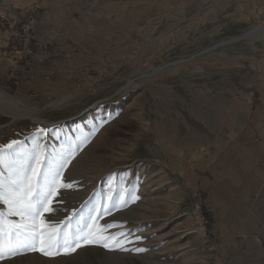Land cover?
I'll use <instances>...</instances> for the list:
<instances>
[{"label":"rangeland","instance_id":"374dc122","mask_svg":"<svg viewBox=\"0 0 264 264\" xmlns=\"http://www.w3.org/2000/svg\"><path fill=\"white\" fill-rule=\"evenodd\" d=\"M262 25L264 0H0V178L43 151L73 184L33 246L0 201V264H218L206 182L245 121L264 32L229 40ZM105 206L106 241L49 242Z\"/></svg>","mask_w":264,"mask_h":264},{"label":"crops","instance_id":"0c3cea01","mask_svg":"<svg viewBox=\"0 0 264 264\" xmlns=\"http://www.w3.org/2000/svg\"><path fill=\"white\" fill-rule=\"evenodd\" d=\"M210 173L204 209L218 264H264V54L245 121Z\"/></svg>","mask_w":264,"mask_h":264},{"label":"snow or ice","instance_id":"6c2138e0","mask_svg":"<svg viewBox=\"0 0 264 264\" xmlns=\"http://www.w3.org/2000/svg\"><path fill=\"white\" fill-rule=\"evenodd\" d=\"M17 141H12L7 145L12 149ZM67 160L61 162L56 168H50L47 164V158L43 151L33 154L29 158L26 166L13 169L9 172L7 179L0 178V201L9 206V214H16L21 217L22 223L13 224L15 229V240L26 246H33L37 239V218L44 212L51 213L54 208L53 198L59 194L60 189L72 188V183L63 182V168ZM5 163V153L0 149V164ZM47 169V170H46ZM132 199H138L133 197ZM128 200H122L119 204L112 207L119 208L126 206ZM110 208L105 206L101 212L100 208H93L88 217V222H78V226L69 233L67 229L71 225V217L67 221H60L57 225L48 229L52 235L49 238L56 241L58 247H64L66 250L75 251L81 247V240L85 244L100 243L106 241L109 237L103 235L109 228L117 227L116 224H99V219L104 214H108ZM2 216V214H0ZM24 221H30L25 223ZM2 223V221H0ZM45 222L40 221V228L44 229ZM0 234H3V228L0 227ZM123 236L125 233L120 232ZM108 247L107 243L103 244ZM143 251V249H137Z\"/></svg>","mask_w":264,"mask_h":264},{"label":"bare ground","instance_id":"6f19581e","mask_svg":"<svg viewBox=\"0 0 264 264\" xmlns=\"http://www.w3.org/2000/svg\"><path fill=\"white\" fill-rule=\"evenodd\" d=\"M264 32V25H262V26H259L258 28H255V29H252V30H250V31H248V32H246L245 34H243V35H241V36H238V37H235V38H233V39H231V40H229L228 42L229 43H233V42H237V41H240V40H243V39H248V38H252V37H256V36H258V35H260V34H262ZM225 43H227V42H223V44H225ZM207 50V49H206ZM192 59V58H191ZM176 64V63H175ZM0 99H6V100H9V98L8 97H6V93L5 92H2V91H0ZM105 116H108V115H105ZM222 119H223V121H224V119H225V117L223 116V117H221ZM32 119L33 120H36V118H34V117H32ZM223 123V122H222ZM162 126V125H161ZM74 170H75V167H71V169H70V172L71 173H73L74 172ZM140 173V172H139ZM86 175V174H85ZM84 175V176H85ZM114 186V185H113ZM123 214V213H122ZM131 226V225H130ZM128 227V226H127ZM127 229H130V228H127Z\"/></svg>","mask_w":264,"mask_h":264},{"label":"built area","instance_id":"2783aa9c","mask_svg":"<svg viewBox=\"0 0 264 264\" xmlns=\"http://www.w3.org/2000/svg\"><path fill=\"white\" fill-rule=\"evenodd\" d=\"M259 240V239H258Z\"/></svg>","mask_w":264,"mask_h":264}]
</instances>
